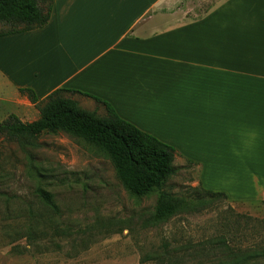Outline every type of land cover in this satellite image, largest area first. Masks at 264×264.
I'll use <instances>...</instances> for the list:
<instances>
[{
	"label": "crops",
	"instance_id": "1",
	"mask_svg": "<svg viewBox=\"0 0 264 264\" xmlns=\"http://www.w3.org/2000/svg\"><path fill=\"white\" fill-rule=\"evenodd\" d=\"M2 43L21 59L0 57L6 101L88 94L194 162L204 190L264 194V0H53L43 28Z\"/></svg>",
	"mask_w": 264,
	"mask_h": 264
},
{
	"label": "rangeland",
	"instance_id": "2",
	"mask_svg": "<svg viewBox=\"0 0 264 264\" xmlns=\"http://www.w3.org/2000/svg\"><path fill=\"white\" fill-rule=\"evenodd\" d=\"M17 50L0 47V57L15 70ZM6 91L0 90V123L10 114L24 123L38 119L37 109L6 101ZM82 107L105 115L96 103ZM187 161L176 154L179 170L166 190L185 195L202 188L198 168ZM39 188L53 196L56 210L44 204ZM155 202L156 194L129 195L109 158L80 138L43 134L36 147L22 148L0 136V264H218L225 260L223 247L211 241L220 236L233 250L264 249V194L218 199L200 212L153 224ZM234 222L239 227L232 228ZM251 264H264V258Z\"/></svg>",
	"mask_w": 264,
	"mask_h": 264
},
{
	"label": "trees",
	"instance_id": "3",
	"mask_svg": "<svg viewBox=\"0 0 264 264\" xmlns=\"http://www.w3.org/2000/svg\"><path fill=\"white\" fill-rule=\"evenodd\" d=\"M52 4L53 0H0V24L6 27V30L0 31V37L43 28L50 19ZM19 93L34 105L39 117L33 122L24 123L15 114H10L0 123V136L16 142L22 148L36 147L38 138L43 134L63 132L84 140L109 158L117 179L129 195L141 198L156 194L151 223L200 212L218 199L227 200L226 194L203 188H190L188 194H193L191 196L176 195L166 190L168 181L179 170L174 165L176 150L118 117L106 102L63 88L52 91L42 101L30 89L21 88ZM66 94L93 99L103 105L105 115L101 117L80 108L76 101L65 97ZM187 162L195 165L194 162ZM37 194L48 208L57 209L50 193L39 188ZM228 225L230 223L226 227ZM234 225L232 228L240 224L234 222ZM211 242L218 249L223 247L225 260H219L218 264H251L264 258V249L233 250L223 236Z\"/></svg>",
	"mask_w": 264,
	"mask_h": 264
}]
</instances>
